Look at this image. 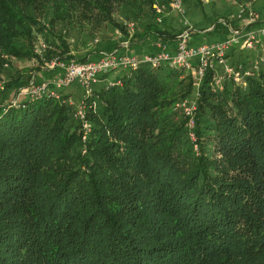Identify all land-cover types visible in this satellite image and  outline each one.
Masks as SVG:
<instances>
[{
	"label": "trees",
	"instance_id": "16d2710c",
	"mask_svg": "<svg viewBox=\"0 0 264 264\" xmlns=\"http://www.w3.org/2000/svg\"><path fill=\"white\" fill-rule=\"evenodd\" d=\"M154 7L170 0H0V76L19 59L35 74L56 58L86 62L78 52L109 26L126 34L127 23H145L131 45L177 42L181 32L148 24ZM257 62L220 87L212 68L199 79L142 63L85 95L82 120L60 94L1 103L0 264H264Z\"/></svg>",
	"mask_w": 264,
	"mask_h": 264
},
{
	"label": "crops",
	"instance_id": "0c3cea01",
	"mask_svg": "<svg viewBox=\"0 0 264 264\" xmlns=\"http://www.w3.org/2000/svg\"><path fill=\"white\" fill-rule=\"evenodd\" d=\"M155 15L158 16L157 14ZM149 23L157 24L159 28L174 33L184 27L196 28V33L188 41L190 46L214 45L225 41L233 35H238L241 39L248 34L256 35L253 45L249 48H244L240 45H230L225 49L222 63L215 61L213 64V70L217 77L224 76L226 69L237 70L246 64L264 61V0H254L245 7L231 2L227 4L224 0H208L203 2L202 8L194 0H182V11L175 18L173 16H163L162 24H158L152 17ZM216 23H221L222 26L219 24L216 32H214L212 29ZM223 26H225L224 30H222ZM123 40L120 39L121 42ZM120 41L118 45H114V41L110 40L109 43L101 44L93 49H80V53L77 56L78 58H85L87 61L97 62L109 55L124 57L132 55L153 56L163 51L173 53L176 47V42L157 40V38L152 36L132 45L128 42V48L124 47V43L122 45ZM198 62V58L190 61L191 67L189 69L191 72L197 67ZM45 66L41 69L42 71L34 75L36 77L39 74L40 76L43 75L44 80L51 83L62 77L63 70L58 66L50 67L47 63ZM47 67L54 70H47ZM125 72L126 69L119 68L106 75H100L93 84L92 90L98 91L117 83ZM56 92L64 95L74 105L82 102L85 97L84 89L78 82H74Z\"/></svg>",
	"mask_w": 264,
	"mask_h": 264
},
{
	"label": "built area",
	"instance_id": "2783aa9c",
	"mask_svg": "<svg viewBox=\"0 0 264 264\" xmlns=\"http://www.w3.org/2000/svg\"><path fill=\"white\" fill-rule=\"evenodd\" d=\"M175 8H179V0H173ZM156 12H161V9L154 7ZM256 39V35L248 34L247 36L240 38L238 35L226 39L223 42L212 44H203L198 46H190L188 41L190 40V34L188 31L181 32L179 35L175 51L173 53L163 51L156 55H144V56H124L118 57L115 55H109L97 62H63L58 58L47 62L48 66H58L63 70L61 78L56 79L52 83L43 82L38 85L31 84L28 91L23 93V97L34 98L41 96H53L57 97L59 93L57 90H61L74 82H78L84 89L85 95H90L93 84L98 80L100 75H106L116 69L124 68L129 70H135L140 64L148 63L153 68H157L162 63H165L173 68H187L191 67L190 61L194 58H198V65L192 72V75L196 78H201L205 70L212 68L215 61L222 63L225 49L230 45H240L244 48H249L253 45ZM257 61L254 63V68L257 67ZM250 75V71L242 73L241 67L237 70L226 69L225 75L222 77H214V82L217 87H220L222 79L229 78L235 83H241L242 78ZM2 90V88H0ZM13 105L16 103L14 100ZM183 111L187 115H191L195 109L194 103L184 102L181 105ZM77 118L83 119V106L76 109L75 112ZM189 126H193L192 119L189 120ZM83 129L88 132L90 130L89 124L83 121Z\"/></svg>",
	"mask_w": 264,
	"mask_h": 264
},
{
	"label": "rangeland",
	"instance_id": "374dc122",
	"mask_svg": "<svg viewBox=\"0 0 264 264\" xmlns=\"http://www.w3.org/2000/svg\"><path fill=\"white\" fill-rule=\"evenodd\" d=\"M204 1H208V0H203V2ZM224 1L227 4H229L230 2L235 3V2H233V0H224ZM179 3H180V6L177 9L173 5V0H170V5H171L170 9L169 10L161 9V12L155 11V13L153 15V19L156 20L158 24H162L163 16H173L175 18L176 15L182 11V0H179ZM155 14H157L158 16H156ZM159 20L161 23L159 22ZM144 24L145 23L136 25V24L131 23V22L127 23L125 26L126 34H120L113 27L109 26L108 29H106L105 33H101V34L97 35V37L95 39H93L92 41H89V45L87 48H90V49L96 48L101 44L109 43L110 40L114 41V45H118L120 39H124L123 42L120 41V43L122 45L124 43V47L128 48L129 39L131 38V36H133V34L136 32V30L143 28ZM185 31L189 32L190 39H191L192 36H194V34L196 33V28L184 27L179 32H185ZM41 40H43L41 37H38L36 39V46L34 47L36 52L39 51V46L41 43H43ZM78 53H80V52H78ZM31 67H32V63L30 61L22 60V59L14 60L12 62V65H10V66L4 65V71L0 76V88H3L2 90L0 89V104L1 103L6 104V103L14 101L16 99L17 100L22 99L23 93H25L26 91L29 90V88H31L30 87L31 84L38 85V84L43 83V82L50 83L49 81L44 80L45 78H43V75L40 76V74H39L37 77L35 76L38 72H40L42 70L38 71L35 74V72L31 69ZM43 67H46V66H43ZM47 70L53 71L54 69L48 68ZM44 71H46V70H44ZM16 72H20V74L23 76L21 81L16 86L17 88L5 89V86H4L5 82L7 81V79L11 75L15 74ZM26 74L29 75L28 78L25 77ZM195 94L196 93L194 92L193 95H195ZM83 100H84V98H83ZM72 105L75 107V109H79L80 107H82L83 101L77 105H74V104H72Z\"/></svg>",
	"mask_w": 264,
	"mask_h": 264
}]
</instances>
